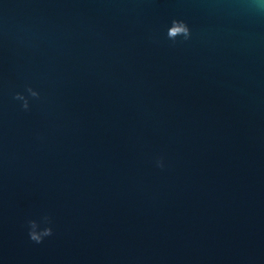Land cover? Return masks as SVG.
<instances>
[{
  "label": "water",
  "instance_id": "95a60500",
  "mask_svg": "<svg viewBox=\"0 0 264 264\" xmlns=\"http://www.w3.org/2000/svg\"><path fill=\"white\" fill-rule=\"evenodd\" d=\"M0 264H264V18L0 0Z\"/></svg>",
  "mask_w": 264,
  "mask_h": 264
},
{
  "label": "clouds",
  "instance_id": "9594fccd",
  "mask_svg": "<svg viewBox=\"0 0 264 264\" xmlns=\"http://www.w3.org/2000/svg\"><path fill=\"white\" fill-rule=\"evenodd\" d=\"M243 10L254 17L264 18V0H243ZM191 30L183 20L173 19L167 29V40L176 44L178 42H186L191 39ZM26 93V94H25ZM12 99L19 102V107L28 111L30 109V100H39L40 93L31 86H26L24 92H14ZM157 167H163L162 158H157ZM43 221L49 223L47 216L43 217ZM29 239L37 244L42 243L45 237L52 235V228L50 226L39 227L36 220L29 219L27 221Z\"/></svg>",
  "mask_w": 264,
  "mask_h": 264
}]
</instances>
